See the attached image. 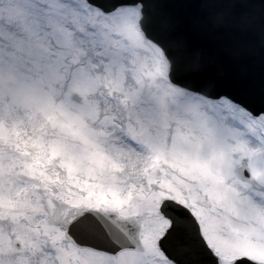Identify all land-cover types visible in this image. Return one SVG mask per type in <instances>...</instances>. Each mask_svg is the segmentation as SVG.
<instances>
[{"label": "snow or ice", "instance_id": "obj_1", "mask_svg": "<svg viewBox=\"0 0 264 264\" xmlns=\"http://www.w3.org/2000/svg\"><path fill=\"white\" fill-rule=\"evenodd\" d=\"M0 264H264V0H0Z\"/></svg>", "mask_w": 264, "mask_h": 264}, {"label": "water", "instance_id": "obj_2", "mask_svg": "<svg viewBox=\"0 0 264 264\" xmlns=\"http://www.w3.org/2000/svg\"><path fill=\"white\" fill-rule=\"evenodd\" d=\"M162 2L172 3V2H174V0H162ZM192 2L195 3L196 0H192ZM165 12H166V14H169V15L175 14L174 9H168V10H165ZM197 12H198L197 9H192V10H188L184 14L188 17H193L197 14ZM247 43L249 44V46L257 49V52H258V50H259L258 32L250 34L249 37L247 38ZM244 63L248 67V69H250V70H257L258 71V69H259V57H258V55L253 56V57H249L248 59H246L244 61Z\"/></svg>", "mask_w": 264, "mask_h": 264}]
</instances>
